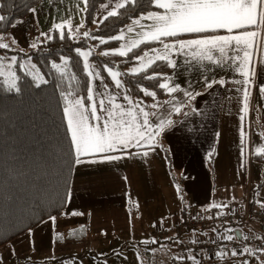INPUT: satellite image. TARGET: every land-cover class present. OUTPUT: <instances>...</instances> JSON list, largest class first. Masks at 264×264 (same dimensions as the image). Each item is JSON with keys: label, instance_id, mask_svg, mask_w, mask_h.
Masks as SVG:
<instances>
[{"label": "rangeland", "instance_id": "obj_1", "mask_svg": "<svg viewBox=\"0 0 264 264\" xmlns=\"http://www.w3.org/2000/svg\"><path fill=\"white\" fill-rule=\"evenodd\" d=\"M123 2L124 0H105L101 3L96 10L90 30L95 29L110 11H116L118 3ZM46 4L49 5V8L45 6ZM84 6V0H40V3L31 9L26 17L16 19L8 30L0 32V43L9 45L7 49L0 48V82L5 91L15 90V88L9 89V85L13 80H15L16 87L18 85L17 66L31 77L34 84L38 85L46 81V77L34 59L30 55H21L38 44L43 31L58 24H64L74 36L87 32L86 30L82 31ZM40 11L41 13H39ZM40 18L48 22L49 26L46 30L41 31ZM116 36H123L124 38L118 40L117 45L114 47L104 49L101 53L127 52L129 48L142 41L140 39H130L127 26L122 27L111 37ZM93 48L92 41H89L87 46L80 47L78 50L79 52H90L91 54ZM154 49H157L159 54H164L163 45ZM144 53H148V56L145 57L143 62L137 59L127 65L125 71L133 73L131 70L134 67L138 68L142 63L147 65L149 58L156 60V56L152 51ZM144 53L140 56H143ZM169 53L167 54L168 57H170ZM12 57H15L14 63ZM81 57L87 74L89 72L99 74L98 76H89V88L93 91L89 92L88 96L91 95L94 100L103 98L106 105L109 100H112L113 103L121 105L122 108H131L132 111L142 108L150 114L148 119L153 122V127L156 126L155 122L157 120L163 119V130L155 137V143L162 145V149L169 147L167 153L170 157L173 182L169 181L166 186L164 184L154 185L148 193L139 194L138 196H131L125 190H121L120 193L114 192V194H111L114 196L104 195L100 199L99 196L96 198L92 194H75L70 193L69 190L65 209L62 215L54 217V222L51 218L45 220L0 246V264H195L194 261L187 259L189 256H195L199 264H243L244 257L242 255L233 257L231 255L233 250L226 244L220 247L218 251L227 253L223 258L217 255L210 256L206 253V244L202 241L223 236V234L213 231L215 227L208 226L203 231L200 230V225L192 230L177 229L172 216L176 209L178 211L181 204H185L186 201L192 204L193 197L184 193L185 189H182L184 177H188L189 182L193 176L194 180L198 181L199 179L205 183V177L208 174V176H211L210 182L212 188H214L213 194H217V198H221L222 195H230V193L223 194L219 192L220 188L222 191H227L229 187L224 186L231 185L232 189H235L233 194L237 192L235 194L237 197L242 193L244 195L245 187H243L242 182L244 177L247 178L248 172H258L261 175L264 173V159L261 163L254 157L252 161H248L249 150L246 147L253 136L254 150L257 149L258 135L264 130V102L261 105L254 103V107L251 101L250 105L253 107L248 106L245 110L243 90L246 85L243 83H237L238 88L234 94L237 98L231 100L224 98L221 114L217 106L214 110L212 108L207 110L198 109L196 107L198 99L195 95H193V99L184 96V91H188L190 85L188 83L177 84L179 90L167 97H155L150 101H143L130 95L121 72L116 66L105 67L106 72L113 81L112 87L105 83L98 66L90 59V55L86 61L83 56ZM65 61L66 57L63 56L61 61L54 65L59 67ZM85 63L88 65L87 68ZM108 69L119 73V75L113 79ZM116 79L121 82L120 87H117ZM251 97L252 95L249 96L248 105ZM259 98L261 101L260 96ZM77 99L70 101V103H74ZM81 101L83 108L90 109L91 100L88 104H85L82 99ZM166 101H172V103L165 104ZM209 101L217 102L218 96L217 100ZM137 104L138 108L136 107ZM157 104L162 105V107H153ZM173 105L180 107L181 111L176 113ZM252 110L253 118L252 115L249 116ZM152 113H156V117H153ZM219 114L221 116L220 124L217 120ZM86 115L89 116L90 124L97 123L93 119L90 120V111ZM106 116L104 114L100 118V123L105 121ZM197 116L200 117L197 118ZM242 116L244 117L243 121L241 120ZM246 117L252 119V124L249 122L250 130H247L248 132L244 129ZM65 118L68 125V115L65 114ZM213 119H215V122ZM202 120L203 124L205 122L206 127L210 130L205 131L201 125V131L196 132V129L193 128L197 121L202 123ZM242 126L245 133L244 141L246 142L243 145L241 144ZM182 129L183 137L181 139L184 142V148L179 147V151L175 152L173 156L170 153L173 151L170 150L164 134L172 130L168 135V137H171L174 132ZM159 141L161 144H159ZM207 142L210 143L207 144ZM242 147L245 149L243 156L241 154ZM196 150L202 152L204 157L205 152H207L205 158L207 168L204 167L203 163H199L194 159L193 156ZM237 181L241 183H239V186L236 183ZM255 184V180H253L251 189H255L256 198H258L261 194H264V185L256 187ZM164 187H168L166 192L163 190ZM179 193L181 194L179 195ZM97 200L107 206L95 210L94 207L98 206ZM242 200L228 201L224 205L231 209L234 207L241 209L243 206ZM130 203L133 206L131 209L126 207L127 204L131 205ZM216 204L220 205L218 202ZM73 212L82 213V215L72 216L71 213ZM217 212L218 209L215 214ZM193 213L198 218L206 215L205 209L200 207H192L188 210V214ZM61 219H65V221L60 222ZM180 219H182V216L179 217ZM81 226L83 227L81 228ZM159 226L167 229L168 234H155V229ZM239 227L244 236L252 233L244 224ZM71 229H76L77 235H69ZM58 234L62 235L63 238H58ZM225 235L232 234L228 232ZM49 239H52L51 243H48ZM152 241H156V243H152ZM75 253L84 254V258L86 255H94L97 259L91 263L81 262L74 256ZM262 255L264 256V252H262ZM177 256H183L185 259H174ZM253 263L249 262V264Z\"/></svg>", "mask_w": 264, "mask_h": 264}, {"label": "trees", "instance_id": "obj_2", "mask_svg": "<svg viewBox=\"0 0 264 264\" xmlns=\"http://www.w3.org/2000/svg\"><path fill=\"white\" fill-rule=\"evenodd\" d=\"M104 1L87 0L84 6L82 31L89 33L88 38L83 33L72 35L66 26L63 29L54 26L42 32L38 44L21 55H30L34 59L46 77L44 83L34 84L19 66L16 67L19 91H5L0 82V246L45 220L62 215L65 209L76 155L64 109L70 101L77 98H81L85 104L89 102L90 79L84 69L82 57L77 52L78 48L85 47L92 41L94 48L90 59L98 66L107 85L113 87V81L105 67L116 66L132 97L150 101L155 97L170 95L166 89L158 86L171 70L169 61L156 60L151 67L140 73L125 71L127 65L137 60V55L161 46L159 41L139 42V46L132 47V51H127L125 56L114 54L115 52H108V55L101 53L102 50L117 45L118 40L111 39V36L119 29L148 12L161 9L150 5L149 0H137L135 4L117 8L116 16L107 15L95 29L90 30L96 10ZM39 3L40 0H0V16L5 17L4 21H0V32L8 30L16 19L26 17ZM61 31L64 38L60 36ZM189 35L191 33L162 39L166 42ZM101 40L106 43L101 44ZM63 56L66 61L59 67H54ZM154 74L162 75L159 80L145 78ZM145 92H155L156 95L153 97ZM163 151L170 161L167 151ZM255 192H252L249 204L251 212L255 210ZM228 209L231 208L210 207L205 210L206 220L198 224L200 230L213 226L223 236L228 233L226 228L232 229L231 234L234 236L236 230L242 233L239 226L243 224L239 220H218L220 212ZM232 209L240 210L239 207ZM187 214L188 209L183 205L181 216ZM191 215L196 217L194 213ZM196 227L188 226L183 229L192 230ZM217 238L202 242L207 245Z\"/></svg>", "mask_w": 264, "mask_h": 264}, {"label": "crops", "instance_id": "obj_3", "mask_svg": "<svg viewBox=\"0 0 264 264\" xmlns=\"http://www.w3.org/2000/svg\"><path fill=\"white\" fill-rule=\"evenodd\" d=\"M45 6H48L49 8L48 4H46ZM154 12L163 13L164 10L161 9L160 11H154ZM39 13H41V11ZM137 19H140V17ZM39 21L42 27L41 31L46 30V28H48L49 26L48 22L42 18H40ZM133 22L127 25V29L130 26L133 28L132 32H129L127 30L129 38L136 40L138 39L145 40L144 33L150 31L147 25L152 24V21L140 19V24L145 25L143 29L139 25L134 24ZM253 30H257V29L255 28L239 29V30H233V32L231 33L225 29H218L215 31H209L205 33H191V35L189 36L179 37L174 40L171 39L164 43L172 44L176 40H190V39L203 38L207 36L240 35L244 31H253ZM258 31H260L261 35L256 39H254L253 41H251L252 47L248 49V51L251 53V57L249 62L243 68L238 67L240 63L239 59L236 60L230 59V57H235L237 56V54L239 55V57H243L242 51H239L238 53L236 51H231L232 45L224 46L225 54L223 56H221V54L215 49L212 50V52L209 53L213 57L211 61L206 59L203 55L193 56L194 50L185 49L183 51H177L176 49H172L169 53L170 57L168 61L169 63H174L175 67H171V70L167 73L164 82H168L170 86L183 84V83L190 84L188 86V92H191L198 99L196 106L198 109L207 110L212 108V110H214V108L217 106V109L220 110V114H221V107L223 105L224 98L226 97V99L228 100L237 98L234 95L236 89L238 88L237 83L244 81L245 79H248L250 83H248L246 87L250 92L249 96L252 95L248 106L255 107L254 103L261 105V103L264 102V93L260 91L261 87H264V28H261ZM234 44L235 42H233V45ZM245 71L249 73L247 78L243 75ZM220 81H223V83H220ZM201 91L203 92L201 93ZM217 96H218L217 102L209 101V100H217ZM259 96L262 99L261 101ZM251 101L253 103V106L250 105ZM133 112L138 120L143 119V116L139 112V110ZM98 114L100 115V118L104 114L107 115L105 112H101L100 110H98ZM220 114L217 119L218 124L221 123ZM250 115H252V118L254 117L253 110L251 113H249V116ZM198 117L200 116H197V118ZM213 121L215 122V119H213ZM249 122H251L252 124V119L246 117L245 125H244L245 131L250 130ZM201 125L203 126L205 131L210 130L206 127L205 122L203 124V120L202 123H199L197 121L193 129H196V132H200L202 129ZM170 131L165 133L164 136L167 144L170 146V150L173 151L170 153L174 156L175 152L179 151L180 149L179 147L184 148V142H182L181 139V137H183V129L174 132V134H172L171 137H168ZM258 136H259V140H257L256 146L257 148H264V143H263L264 130ZM252 137L249 141V145L246 146L247 150H249V155L247 157V160L252 161L254 157V159H256L261 163L264 159V154L259 156L254 154L256 150H254L255 148ZM209 143L210 142H207V144ZM157 144L158 143H155L152 149H149L147 147H143V148L129 147L126 151H113L105 154L80 157V159L85 162L79 164L75 162L71 186H70V193L73 192L75 194H92L95 195L96 198L99 196L100 199L103 198L104 195L108 197L114 196L111 194H114V192L120 193L121 190H125V192L131 194V196H138L139 194L148 193L149 190L154 185L164 184V186H166V184H168L169 181L173 182L172 179L173 177L171 176V172H172L171 163L166 158L165 153L161 147L162 145H157ZM159 144H161L160 141ZM164 149L167 151L169 147L168 148L165 147ZM143 152H148V155L144 156L142 154ZM206 153L207 152H205V157H204L202 152L196 150L193 157L199 163H203L205 165L204 167L207 168V163L205 162ZM101 155H114L122 158L111 160L108 163L107 161L102 160L100 158ZM91 161H96V162H91ZM261 176L263 177L261 178ZM187 178L188 177L183 178L182 189H185L184 193H187L188 195L193 197V199L191 200L192 204L189 201H186L185 204H181L180 208H178V211L176 209V211H174L173 213L172 217L174 218V222H176L181 216V210L183 205H185L188 210L191 209L192 207H198V208L200 207L207 210L208 208L211 207V205L216 204L217 202L220 205H224L228 201L230 202L240 201V199H243L242 204L244 206L247 191L251 190V197L253 195L252 192L255 191L254 188L251 189L252 181L255 180L256 184L254 186L256 187L259 185H264V173L261 175L258 172L254 173L253 171H251L250 173L248 172L247 178L244 177V180L242 182L243 187H245L244 195L242 193L237 197L235 195L237 194V192L233 194V191L235 189H232L230 185V186H224V187H229L227 191H222L221 188L219 190V192L223 194H226L228 192L230 193V195L226 194L228 196L222 195L221 198H217V194H213L214 188H212V184L210 182L211 176H208V174H206L205 183L201 182L199 179L198 181L194 180L193 176L190 179V182ZM236 183L239 186L240 182L237 181ZM167 189L168 187L167 188L164 187L163 188L164 192H166ZM180 194L181 193H179V195ZM261 195L255 200V207H254L255 210L264 209L261 207L260 203H257V201H264V194L262 196ZM97 204L98 206L94 207L95 210H98L103 206H107L105 205V203L98 202V200H97ZM126 207H128L129 209L133 208L132 204L131 205L127 204ZM62 221H65V219L60 220V222ZM160 233L168 234V231L167 229H163L161 226H159L155 229V234H160ZM171 237L173 238L172 235ZM51 241L52 239H49L48 243H51ZM253 250L255 254L244 253L242 255L244 259L248 262V264L249 262H254L253 264H264V256L262 255V252L255 251L256 249ZM74 256L79 261L81 262L86 261L88 263L94 262L97 259V257H95L94 255L92 256L86 255V257L84 258L85 255L82 253H75ZM261 256L262 258L260 259Z\"/></svg>", "mask_w": 264, "mask_h": 264}, {"label": "snow or ice", "instance_id": "obj_4", "mask_svg": "<svg viewBox=\"0 0 264 264\" xmlns=\"http://www.w3.org/2000/svg\"><path fill=\"white\" fill-rule=\"evenodd\" d=\"M137 0H124L123 3H118L117 8H125L127 4H135ZM85 5L87 0H84ZM150 5H153L159 9H163V13L159 12H148L146 15H142L140 19L151 20L152 24L147 25L150 29L147 33H144L145 40L140 41V43H146L149 41H159L163 45L164 54H159L157 49H151L152 53L155 54L156 60L168 61V53L172 49L177 51H183L185 49L194 50L193 56L203 55L206 59L212 60L211 54L212 50L218 51L221 56L225 54V45H232L231 51L243 52V57L237 56L230 57V59H239L240 63L238 67L243 68L250 60L251 53L248 51L252 47L251 41L256 39L261 35V28H264V0H149ZM259 9V10H258ZM34 11V10H33ZM116 11H110L108 16H116ZM140 19L135 20L133 23L139 25L142 29L145 25L140 24ZM5 17L0 16V21H4ZM57 29H63L64 24L56 25ZM255 28L257 30L244 31L240 35H230V36H207L203 38L190 39V40H176L172 44L164 43L162 38L177 37L180 34L185 33H205L209 31H215L218 29H225L228 32H233V30ZM129 32L133 31L130 26L127 29ZM85 37L89 36L88 32L83 34ZM61 38H64V33L61 31ZM123 36L112 37L111 39L120 40ZM233 42L235 44L233 45ZM101 44L106 43V41L101 40ZM139 45H134L138 47ZM9 45L7 43H0V48L7 49ZM128 51H132L131 48ZM77 52L87 60L90 52ZM108 52L103 53V55H108ZM116 54V53H114ZM119 55L125 56L127 52L119 51ZM148 53H144L143 56L137 55V59L141 62L144 61ZM151 58L148 59V64H141L140 67H134L131 71L133 73H140L146 70L147 67H151L152 64L156 62ZM12 62H15V57H12ZM55 67V65H53ZM169 67H175L174 63H169ZM85 67L88 65L85 63ZM113 79H115L119 73L112 72ZM89 76H98V73L89 72ZM162 74H154L145 77L146 79H156L159 80ZM243 75L247 78L249 73L245 71ZM223 83V81H220ZM247 85L250 83L248 79L238 82ZM117 87L121 86V82L116 79ZM159 88L166 89L169 94L175 93L179 90V85L170 86L168 82L159 83ZM211 86V85H209ZM107 87V85H105ZM15 88L17 91L19 89L16 87L15 80L9 85V89ZM91 93L93 90L88 89ZM260 91L264 93V87H261ZM244 93V109L248 107V97L250 95L247 87L243 90ZM146 95L155 96V92H145ZM184 96L193 99L194 96L191 92L184 91ZM92 101L90 109L82 107L81 99L75 100L74 103H70L64 111L68 115V126L71 133V141L75 148L77 164L83 163L85 161L81 160L82 156H90L97 154H105L113 151H126L129 147L143 148L147 147L149 149L153 148L155 143V137L163 130V119L157 120L156 126L153 127V122H151L148 117L149 113L145 112L142 108H139V112L142 114L143 119L138 120L132 109H124L121 105L113 103L109 100L108 104H105L103 98L99 100H94L90 95L88 97ZM127 99V97H125ZM131 103V102H130ZM172 101H166L165 104H171ZM101 112L107 114L106 119L103 123H100V115L98 114V109ZM139 107L138 104L136 106ZM153 107H162V105H153ZM174 111L179 113L181 111L180 107L173 105ZM90 111L91 119L95 120L97 123L90 124L89 116L86 115ZM156 113H152L153 117H156ZM187 115V114H186ZM244 117H241L243 121ZM171 123V121H169ZM111 126V127H110ZM151 129V130H150ZM244 130L241 127V144L244 141ZM144 156L148 155V152L142 153ZM242 156L245 154L244 147L241 148ZM255 155L259 156L264 154V148H257ZM102 160L111 161L120 159L122 157L114 155H101ZM96 162V161H91ZM264 208V201H257ZM213 208H227V205H211ZM222 214V213H221ZM72 216L82 215V213L73 212ZM53 222L55 218H51ZM83 226H81L82 228ZM213 231H216L213 229ZM226 232H232V229H225ZM238 231V230H237ZM69 235H77L76 229H71ZM58 238L62 239L63 236L58 234ZM222 239L227 241H233L234 239H249L248 236H244L242 233L234 235L223 236ZM264 239V238H262ZM156 243V241H152ZM195 243V241H194ZM151 251V250H149ZM255 251H264V248L256 249ZM244 253L255 254L254 250L248 246L243 247L239 252L233 250L231 255L233 257L238 255H243ZM217 256L223 258L227 253L218 252ZM174 259L183 260L185 257L177 256ZM187 259L192 260L195 264H199L195 256H189ZM243 264H248L245 260Z\"/></svg>", "mask_w": 264, "mask_h": 264}, {"label": "built area", "instance_id": "obj_5", "mask_svg": "<svg viewBox=\"0 0 264 264\" xmlns=\"http://www.w3.org/2000/svg\"><path fill=\"white\" fill-rule=\"evenodd\" d=\"M250 200L251 190H248L243 209L223 210L218 215V220L222 222L229 220H239L249 229V231H252L251 234L247 235L249 239H234L233 241H227L222 238H217L205 245V251L208 255L215 254L217 250H219V248L225 244L229 245L232 250H236L238 252L245 246L253 249L264 248V239H262L264 238V209H256L251 212L249 209ZM205 220L206 219L204 216L198 218L188 214L182 217V219H178L176 221L175 227L177 229L188 228V226L196 227L200 222L204 223Z\"/></svg>", "mask_w": 264, "mask_h": 264}, {"label": "water", "instance_id": "obj_6", "mask_svg": "<svg viewBox=\"0 0 264 264\" xmlns=\"http://www.w3.org/2000/svg\"><path fill=\"white\" fill-rule=\"evenodd\" d=\"M235 234H236V235L240 234V231H239V230H238V231L236 230V231H235Z\"/></svg>", "mask_w": 264, "mask_h": 264}]
</instances>
